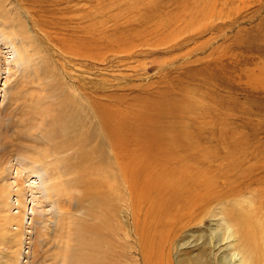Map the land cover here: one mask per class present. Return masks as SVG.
Instances as JSON below:
<instances>
[{
	"label": "rangeland",
	"instance_id": "rangeland-1",
	"mask_svg": "<svg viewBox=\"0 0 264 264\" xmlns=\"http://www.w3.org/2000/svg\"><path fill=\"white\" fill-rule=\"evenodd\" d=\"M0 48V182L23 163L22 212L31 180L36 204L47 210L37 238L25 235L26 217L11 245L0 216V264H68L77 232L90 225L103 244L102 263L94 264H148L141 245L148 204L132 205L117 154L169 124L184 122L200 141L203 168L234 151L240 171L264 178V0H0ZM214 228L165 230L163 259L154 253L150 264L197 254L211 232L218 237ZM153 232L145 236L157 239ZM182 241L195 247L179 248Z\"/></svg>",
	"mask_w": 264,
	"mask_h": 264
},
{
	"label": "bare ground",
	"instance_id": "bare-ground-1",
	"mask_svg": "<svg viewBox=\"0 0 264 264\" xmlns=\"http://www.w3.org/2000/svg\"><path fill=\"white\" fill-rule=\"evenodd\" d=\"M17 49L19 50L20 48L18 47ZM20 51L22 52V49H20ZM11 55L12 57H10L15 64L22 62L21 55ZM5 61L8 60L6 59ZM2 65H4V61L1 63V66ZM4 70L5 69H3V71ZM9 70L11 71V69ZM4 78L5 77H3V80H5ZM6 78L10 77L6 75ZM6 81H8V79L4 82L6 83ZM179 111L182 110L180 109ZM171 125L173 126L169 124L168 127L165 126L161 129L159 131V137L157 136V138L153 140L144 141L136 139L138 141L131 152L117 154L118 158L121 160L120 170L123 172L122 174L129 187L132 205L134 208H138L141 203L148 204V208L145 211L149 218L147 222L148 226L144 227L145 230L141 237L142 249L145 253L144 255L148 258L146 259L148 264H150L154 253L156 257H159V261L160 258L163 259V257H160L157 253L160 250V244L164 242L165 230L171 228L175 235V233L183 232L188 227H191V225H206V223L210 229L215 227V235L218 234V237L216 239L213 238L215 236L211 232L213 237L208 243L204 242V244H202L203 248H200L197 254L187 257L179 255L185 259H181L180 257V260H178L180 262H178V264L181 262V264H188L189 262L192 264H214L213 261L216 260V257L219 258L218 264H264V212H262V208L264 207V178L257 177L258 175L254 177L252 174H245L243 170L240 171L242 167V164H239L241 157L235 156L234 151L233 153L228 151V155H226L227 152L225 154L223 153V157L226 160L224 164L221 162L216 163L217 161L215 159L213 165L210 163L212 166L207 169L203 168V159H205L204 156H206V149L204 147L205 150L202 149L200 141L186 134L187 127H185L186 124L184 122L173 123ZM28 136H30L29 133ZM233 146H235V144ZM237 155L239 154L237 153ZM3 166L4 165L1 167ZM11 168H13V166H9V172L7 175H3V182H0V216L1 220L8 226L9 245L16 241V236L19 237L18 234L23 231L24 227L22 226L24 225L26 217L28 221L26 222L27 225L25 228H27V230L25 231V235L28 236L32 234L33 238L38 237V228L43 227L42 223L44 220H47V210L44 208L43 204H36L38 199L32 194L34 193L32 192L33 180H31L27 186L31 189L29 201L31 205L27 206L29 212L24 214L26 209L22 212L21 208L24 206L26 207V198L23 194L26 188L23 185L24 180L21 172L26 167L23 163L19 162L13 171H10ZM31 168L32 167H30V171H27V173L31 171L32 173L35 172L34 169ZM263 169L261 171H263ZM12 173L15 175L11 176L13 175ZM36 173L33 175H37ZM24 179L29 181L30 175H24ZM51 179L52 178H50V180ZM240 183L245 184L242 187ZM254 184L256 187L250 188V185L252 187ZM42 185L43 188L40 193L44 197H49L47 184ZM14 187L15 194L13 195H15V200L13 201L11 189ZM53 189H55V187ZM247 193L248 195L246 196ZM244 196L247 198L245 201L247 203L245 205H243ZM8 199H11V204ZM48 201H50V199ZM56 201L57 200L52 204V202H54V200H52L50 203L54 207H58ZM255 202H259V206L258 204L255 205ZM250 204L254 206L255 209L254 207L251 208ZM6 205L7 207L9 206L7 212H5L4 209ZM256 206L258 207V213L256 211ZM15 208L17 209L12 212L11 209L13 210ZM57 210L59 213L58 216L61 217L64 215V210H62L60 206ZM55 214L57 213L55 212ZM141 222H143V220ZM212 225L214 227H212ZM91 226L92 225L88 226L89 229L77 232V235L80 236L79 244H77L78 250L70 254L72 259L67 262L68 264H72L73 261L77 264L102 263L100 260V252L103 250V244H101L99 238L93 239L92 236L95 234L93 232L94 228ZM11 228H13V230ZM171 229L169 230L172 232ZM149 230H153V233H156L155 238L157 239L151 240L145 236ZM101 232L100 229L97 234L102 236ZM71 235L72 227L70 226V232L66 238L67 241H62L60 243L64 258L67 256L66 252L70 251L71 244L69 243V239ZM170 237L172 238L173 236ZM29 242L31 244H28V246L31 245L30 247H32L34 239H32V241L30 239ZM178 245L179 248H187L188 245L191 246V248L195 247V243L188 242L187 244L183 241L180 243L178 242ZM12 252L14 253L13 249ZM207 254L211 259H214H209L212 263H210L208 259L206 260Z\"/></svg>",
	"mask_w": 264,
	"mask_h": 264
}]
</instances>
